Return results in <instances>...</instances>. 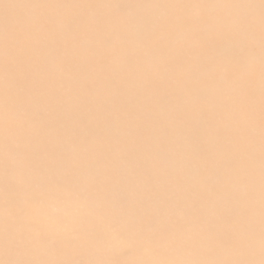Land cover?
Wrapping results in <instances>:
<instances>
[{"label": "bare ground", "instance_id": "1", "mask_svg": "<svg viewBox=\"0 0 264 264\" xmlns=\"http://www.w3.org/2000/svg\"><path fill=\"white\" fill-rule=\"evenodd\" d=\"M262 261L264 0H0V264Z\"/></svg>", "mask_w": 264, "mask_h": 264}, {"label": "rangeland", "instance_id": "2", "mask_svg": "<svg viewBox=\"0 0 264 264\" xmlns=\"http://www.w3.org/2000/svg\"><path fill=\"white\" fill-rule=\"evenodd\" d=\"M254 52H257V49H254L253 50ZM52 242V241H51ZM53 244L54 245H56V241L55 240H53ZM226 250V249H225ZM154 260L157 262V263H161L162 262V259H161V257L160 256H155V258H154ZM264 261H262L261 262V264L263 263ZM82 264H89V263H87V262H83ZM264 264V263H263Z\"/></svg>", "mask_w": 264, "mask_h": 264}]
</instances>
